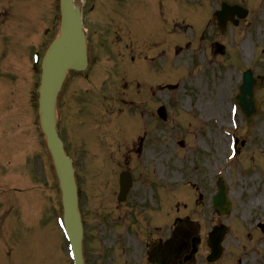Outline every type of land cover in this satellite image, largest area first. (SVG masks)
Masks as SVG:
<instances>
[{
  "label": "rangeland",
  "instance_id": "rangeland-1",
  "mask_svg": "<svg viewBox=\"0 0 264 264\" xmlns=\"http://www.w3.org/2000/svg\"><path fill=\"white\" fill-rule=\"evenodd\" d=\"M29 1L16 0V4L13 3L12 6L6 7V10L11 12L13 18H19L22 22L28 24L26 34L17 31L22 34V37H11V35H8V37L0 39V95L4 94L8 86L7 81L10 76H13L12 83H20L21 86V90L19 89V92H16V97L20 101L19 104L23 105V113L31 112L29 124L33 128L30 131L26 127L24 129L20 109L22 105L17 104L20 112L14 109L4 118L0 116V119L3 120L0 123V264L12 263V259L9 256L10 249L15 250V247L18 246L21 252L25 251V249L27 250L29 246L30 251L38 255L39 249L36 244H38L37 241L43 233H47L46 237L49 238L50 256L59 259L60 254L58 252L62 254V263L56 261L54 264H72L67 257L68 245L61 234V228L58 229L55 223L52 225V222L55 221V215L61 217L59 209L60 194L54 174L52 171L49 172L48 177L50 179L42 186L43 173L46 171L45 161L42 154L37 153V147L35 145L32 146V143L29 144L31 133L33 135L39 134L34 124V120H36L34 115L39 73L34 72L32 69L28 73L27 62L30 53H26L25 49L41 44L43 42L42 34L48 28L51 31V34L47 37L49 41L55 33L56 24L58 23L54 25L53 23L58 22V15L55 14V0ZM118 2L120 0H91L86 5L84 21L87 23L91 22L92 18L95 17L96 22H110L111 25H114L121 22L122 18L128 20L130 12L127 6L125 9ZM222 2H227L230 5H241L249 11L246 20L237 28L228 26V30L224 35H221L217 30L211 16ZM172 4L174 19L178 21L184 19V23L175 25L174 45L182 48L178 49L179 51L176 53L175 59H173V70L170 69L171 60L169 56L167 61L165 60L167 68H162L160 65V62L163 61L161 60L162 57L158 59L159 74L161 75V72L164 73L165 69H167L168 81L172 78V83L178 85L177 90H167L158 93L157 101L159 105L166 107L167 121L162 122L159 118H150L148 115L149 106L143 99L146 92L142 91V88H136V94H132L136 105L134 107H123V113L119 116L123 125L116 134L123 132L120 141L121 146H123L124 135L126 134L125 125L128 124L125 121L133 119L137 124L139 122L138 129L135 132L132 128V136L139 134L142 129L141 132H145L143 145L145 148H149V152L141 154L137 160L134 159L133 166H135L136 171L140 168V173L149 184V187L155 184V180L157 184L167 186V192H170L166 207L167 216L171 217V213L173 219L177 216H188L196 222L194 230L202 238L204 230L211 226L209 222L207 228L204 226V221L207 218L211 221L212 216V214L210 215L211 208L208 194L212 191L211 185L215 181L216 172L220 169V166L224 169L223 177L226 180L229 179L231 172L239 170L240 167L243 168L245 175L260 173L264 177V157L261 150H258L264 148V135L259 134V130H264V92L259 95L263 111L249 127L242 120V116L240 114L234 116L230 108L237 92L241 75L245 70L250 69L255 76H264V0H172ZM29 9L30 14L27 15ZM38 10L43 11L41 18L36 15ZM91 10H94V12L90 13ZM23 13L26 16L21 18ZM10 18L4 13L0 16V22ZM176 20L174 24L178 22ZM43 22L47 26H44ZM199 33L202 35L201 39ZM197 34L200 43L197 41ZM182 37L184 38L182 39ZM186 41L189 42V45L188 47H183V43ZM214 42H219L225 46L223 56L214 55L212 48ZM166 46L169 55L167 43H164V45L160 44L156 50L159 48L166 49ZM137 48V41L134 40L133 51H136ZM225 66H229L232 70ZM131 71L132 69L126 67L123 70L124 75H122L124 82L129 86L136 85V82H139L131 76ZM184 72L185 75L187 74L186 77H183L185 76L183 75ZM189 75L198 76L197 79H202L200 89L194 87L188 81ZM23 83H25L24 86ZM80 91L81 89L77 90L74 88L71 93L72 97L68 98V103H62L58 125L60 131L65 134L69 144L80 143L84 150L90 146L91 142H94L89 136H92L93 131L97 129L94 127L95 119L92 117L91 121L88 122L89 119L86 118L89 114H92L90 109L94 108L96 111V106L94 105L96 101L91 99L84 102H75L74 100L75 98L77 99V94ZM201 92H203V97L207 100L206 104L209 106L207 113H201L199 106L196 105V100H198ZM139 96L141 99H139ZM142 99L144 104L139 112V107L143 103L140 102ZM28 105L31 108L30 110H27ZM84 108L85 110L89 109L88 115L83 112ZM229 113L234 116L233 123H231ZM139 114H142V122L137 119ZM81 123L85 125L92 124L93 127L91 129L87 127L83 131H81L82 129L77 130L76 128ZM108 125V122H101L98 134L103 133L104 127ZM250 131H254V136L259 135L253 138L248 133ZM230 134L242 136L241 139H246L247 146L245 148L258 150H248L247 153L243 150L241 152V160L238 162L240 166L231 163L229 167H226L224 164V160L228 155L227 147L230 141ZM41 139L39 144L42 147L43 142ZM31 141H34L33 136H31ZM110 142L116 143V138L114 136L111 137ZM179 142H183L184 146H179ZM90 147L93 151L98 150L96 145H91ZM93 151L89 153V157H94ZM117 158L118 156L113 158V164ZM119 162H122V160ZM154 163L159 167V171L154 169ZM46 164H49L47 159ZM230 167L232 168L230 169ZM151 170L157 175L155 173L153 175L150 172ZM86 173L85 191H88L90 188L88 184H92L91 173ZM142 177L137 184L139 190L136 192L145 194V182ZM239 180L240 178L238 177V181H236V185H234L235 187L230 193V197L236 205V210L231 212L230 218L233 217V221H236L238 219L236 212L248 211V220H243L246 225H253L256 220L264 223V195L261 197L262 203L257 205L254 203V199L259 197L258 193H251V197L247 198L246 194L241 196L236 194L237 191L244 188L250 190V186L242 187ZM109 182L110 179L106 180L104 177H100L97 180V185H100V189L103 186L106 189L110 186ZM202 185L205 186L207 192H204L203 199L199 200L198 194H204ZM184 187L185 189L183 190L182 188ZM43 188L46 189L45 193ZM155 188L159 198H167L165 190L159 186ZM261 188H264L262 183ZM179 189L184 194L178 191ZM18 190L21 192H16ZM171 190H173V194ZM95 191L97 194L98 188H95ZM147 195L144 196L149 198ZM150 195L149 199L153 202L154 207H152V202L149 204V201L145 202L143 198L139 197L138 200L140 202L133 201L132 203L133 207H135L133 214L136 217L140 216L143 218L141 223L139 221L134 225L138 232L140 231V226L142 229L145 228L149 216H152L155 220L153 213L157 210L160 199L157 196L155 197L154 193H150ZM252 195L254 196L252 197ZM42 196L47 198V201L50 202L49 204L56 207L55 215L53 209L48 205L45 206V211L38 214V201ZM184 201L186 205L183 206ZM85 202H88L86 195ZM193 202L194 205H192ZM173 205L175 206L173 207ZM121 213L119 211L120 215ZM41 217L43 221H40ZM101 218L92 222L93 227L89 231L100 226L101 230H103L105 225L102 223L111 219V216ZM151 225H153V222ZM123 229L124 226L121 223L120 228L114 232L111 230L106 232L107 240L105 241L106 247L104 249L107 253L102 264H110L111 262L115 264L112 259L113 254L120 258L122 246L120 236L123 233ZM166 229L167 226L162 227L159 231L161 235L165 234ZM250 235L244 229L243 235L239 238L242 245L246 248L251 246ZM111 240H114L113 242L115 243L111 242ZM57 242H61V244L58 243V252H55L54 249H51V245ZM100 254L101 252L97 255L91 253L86 257V262L89 260V264H101L100 260H93L94 256ZM200 255H198V258H200ZM46 259L47 256L43 260L45 261ZM127 263L136 264L134 262Z\"/></svg>",
  "mask_w": 264,
  "mask_h": 264
},
{
  "label": "water",
  "instance_id": "water-1",
  "mask_svg": "<svg viewBox=\"0 0 264 264\" xmlns=\"http://www.w3.org/2000/svg\"><path fill=\"white\" fill-rule=\"evenodd\" d=\"M61 5L63 21L60 36L52 44L42 64L43 74L39 91V113L41 129L46 137L47 146L59 176L64 208V225L73 253L74 263L82 264L80 252L81 228L76 208L75 186L70 161L64 156L61 143L55 132L54 103L66 69H78L84 61V39L81 34L79 13L74 10L72 0H61ZM232 10L229 9L220 13L217 16L219 21L222 20L224 22V15L229 14ZM245 78L248 80L249 75L246 74ZM245 103L242 104L243 110L246 112V117L249 118L254 111L253 103L249 101H245ZM214 204L217 208L223 204L228 206L222 196Z\"/></svg>",
  "mask_w": 264,
  "mask_h": 264
},
{
  "label": "flooded vegetation",
  "instance_id": "flooded-vegetation-1",
  "mask_svg": "<svg viewBox=\"0 0 264 264\" xmlns=\"http://www.w3.org/2000/svg\"><path fill=\"white\" fill-rule=\"evenodd\" d=\"M136 56V54H135ZM130 210H133V205L130 207ZM132 221H134L132 219ZM140 221L141 219L136 218L135 225ZM143 238V232H138L136 229V226H134V229L131 230V233H126L125 234V240L127 243V246L130 247V242H131V256L135 258L137 256V252L142 250V245H141V240ZM149 242L146 241V249L147 253L152 254L153 256L156 257L157 260L172 263L173 262V256H174V251L173 248L167 247L164 251H161L158 246H149ZM232 245V243H228L227 246H225L223 255L221 259L218 261L217 264H221L223 261L224 255L226 251H228L229 247ZM153 248V249H152ZM260 254V252H258ZM227 255L230 256V261L231 264H254L253 259L251 256V253L249 254L248 250L246 248L243 249H234L232 248V252H229ZM235 262V263H234ZM255 264H264V258L259 260H255Z\"/></svg>",
  "mask_w": 264,
  "mask_h": 264
},
{
  "label": "bare ground",
  "instance_id": "bare-ground-1",
  "mask_svg": "<svg viewBox=\"0 0 264 264\" xmlns=\"http://www.w3.org/2000/svg\"><path fill=\"white\" fill-rule=\"evenodd\" d=\"M54 48V47H53ZM62 52V51H61ZM198 76H192L190 78V82L192 83V85L196 88H200L201 86V79H197ZM207 103V100H205L203 98V92L199 95L198 100H196V105L199 106L200 108V112L201 113H207L209 110V106ZM157 171H159V168H157ZM256 180L255 176H252L250 178V181L254 182ZM262 199L261 198H257V200L255 201L256 204L261 203Z\"/></svg>",
  "mask_w": 264,
  "mask_h": 264
}]
</instances>
